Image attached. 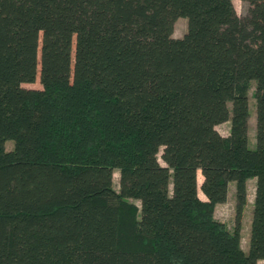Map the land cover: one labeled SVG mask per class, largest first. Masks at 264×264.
<instances>
[{
  "label": "trees",
  "instance_id": "obj_1",
  "mask_svg": "<svg viewBox=\"0 0 264 264\" xmlns=\"http://www.w3.org/2000/svg\"><path fill=\"white\" fill-rule=\"evenodd\" d=\"M243 1L0 0V264L264 260V0Z\"/></svg>",
  "mask_w": 264,
  "mask_h": 264
},
{
  "label": "rangeland",
  "instance_id": "obj_2",
  "mask_svg": "<svg viewBox=\"0 0 264 264\" xmlns=\"http://www.w3.org/2000/svg\"><path fill=\"white\" fill-rule=\"evenodd\" d=\"M233 2L238 12V15L241 17L245 16L248 11V4L243 0H233ZM187 28H188V20L186 18H180L175 24L173 37L182 38L187 32ZM24 86L28 88H37V89L41 88V84L39 82H36L34 84H25ZM255 90H256V84L253 82L251 83V89L249 92L250 112H251L249 119V146L252 149L256 147V105H255L256 100L254 97ZM230 127H231V123L226 122L221 125H218L216 129L222 136L228 137L230 134ZM13 145H14L13 141H8L6 143V149L11 150L13 148ZM160 162L161 164L164 165V162L162 161L161 157H160ZM199 178H201V173H199ZM114 186L115 189L118 191L119 190L118 172H116L114 175ZM255 190H256V179L253 178L248 181V201L244 210L242 231H241V237H242L241 241L244 250H248V246H249ZM199 194L202 198H204L201 189L199 191ZM136 203L140 205V202H136ZM235 215H236V184L235 182H233L230 183L227 201L217 206L215 217L218 220L225 222L228 225L229 229L233 230L235 226V222H234ZM258 264H264V262L260 261Z\"/></svg>",
  "mask_w": 264,
  "mask_h": 264
},
{
  "label": "crops",
  "instance_id": "obj_3",
  "mask_svg": "<svg viewBox=\"0 0 264 264\" xmlns=\"http://www.w3.org/2000/svg\"><path fill=\"white\" fill-rule=\"evenodd\" d=\"M262 262H264V260H261ZM260 262V261H259Z\"/></svg>",
  "mask_w": 264,
  "mask_h": 264
}]
</instances>
